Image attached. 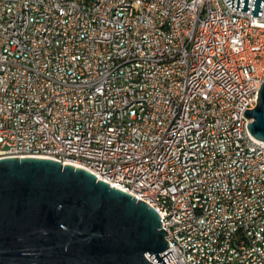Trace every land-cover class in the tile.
Listing matches in <instances>:
<instances>
[{
  "label": "built area",
  "instance_id": "obj_1",
  "mask_svg": "<svg viewBox=\"0 0 264 264\" xmlns=\"http://www.w3.org/2000/svg\"><path fill=\"white\" fill-rule=\"evenodd\" d=\"M253 4L0 0V159L100 171L158 211L169 264H264Z\"/></svg>",
  "mask_w": 264,
  "mask_h": 264
},
{
  "label": "water",
  "instance_id": "obj_2",
  "mask_svg": "<svg viewBox=\"0 0 264 264\" xmlns=\"http://www.w3.org/2000/svg\"><path fill=\"white\" fill-rule=\"evenodd\" d=\"M249 12L251 0H226ZM264 0H254L261 17ZM250 133L264 141V84ZM158 211L84 168L0 159V264H169ZM164 254V255H163ZM173 264H179L178 261Z\"/></svg>",
  "mask_w": 264,
  "mask_h": 264
},
{
  "label": "bare ground",
  "instance_id": "obj_3",
  "mask_svg": "<svg viewBox=\"0 0 264 264\" xmlns=\"http://www.w3.org/2000/svg\"><path fill=\"white\" fill-rule=\"evenodd\" d=\"M263 84H264V82H263ZM66 87H68V88H76V80L74 78H67L66 79ZM257 106L258 105H256V108H257ZM253 121H254V119H252V122ZM76 166L81 167L79 165H76ZM86 170L91 172V173H93L94 175H96L98 177V180H103V181H105V182H107V183H109L111 185V182L109 181L108 177L100 176V171L93 170V169H86ZM125 192L128 193V191H125Z\"/></svg>",
  "mask_w": 264,
  "mask_h": 264
},
{
  "label": "rangeland",
  "instance_id": "obj_4",
  "mask_svg": "<svg viewBox=\"0 0 264 264\" xmlns=\"http://www.w3.org/2000/svg\"><path fill=\"white\" fill-rule=\"evenodd\" d=\"M159 264V263H158Z\"/></svg>",
  "mask_w": 264,
  "mask_h": 264
}]
</instances>
